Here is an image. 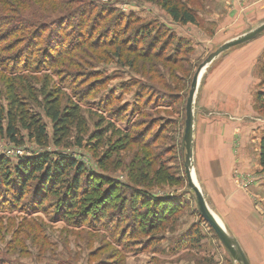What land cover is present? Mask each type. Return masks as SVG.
I'll use <instances>...</instances> for the list:
<instances>
[{
	"label": "rangeland",
	"instance_id": "rangeland-1",
	"mask_svg": "<svg viewBox=\"0 0 264 264\" xmlns=\"http://www.w3.org/2000/svg\"><path fill=\"white\" fill-rule=\"evenodd\" d=\"M175 1L193 12L194 24L174 22L160 1L126 0L115 4L124 16L138 19L137 27L146 26L144 29L152 34L159 32L147 39L145 45H135V53H126L122 63L111 57V48H101L96 53L89 50L90 56H96L89 59L90 66L81 65L86 60L82 57L80 67L67 65L61 69L54 65L37 75L29 71L4 72L0 67L2 105L6 104V84L17 76L25 77L22 88L30 84L39 90L44 80H50L49 86L53 88L61 83L64 76L61 72L72 74V78L62 82V87H68L61 90V102L71 98L80 104L88 127L82 147H77L72 139L66 149L54 145L39 148L24 131L20 132L24 144L15 146L0 131V158L7 157L16 163L43 152L52 155L58 152L81 163L91 175L103 174L129 184L136 154L138 159L149 156L152 160L156 156L161 165L157 167L158 163L150 160L154 164L152 171L158 169L160 174L152 173L142 179L144 187L138 188L148 190L155 197H167L162 206L168 205L163 215L168 219L164 217L157 230L145 218L139 219L138 228L127 225L128 217L115 224L113 201L117 202L115 194L122 195L120 190L102 201L101 205L112 206L106 207L110 218L100 222L98 215L93 217V211L89 213L93 219H83L80 212L69 213L68 220L62 219L63 203L59 202L64 200L62 186L43 199L39 186L33 182L28 185L23 200L13 207L0 189L3 197L0 199V264H238L201 218L194 194L187 186L183 147L185 103L192 76L207 56L264 23V0ZM112 18L103 20L102 24ZM134 26L131 25L126 38L132 36ZM178 39L184 41L179 46ZM153 49L161 50L162 56L158 59L154 55L139 56ZM103 50L109 54L107 58L99 54ZM86 72L94 76L82 77ZM77 74L81 76L75 78ZM122 85L126 92L121 94L119 103H127L129 107L120 113L119 121H113L106 112L110 108L102 104L108 94L119 95ZM160 93L166 97L156 101ZM139 94H142L141 107L136 108L135 98ZM37 97L42 100L39 93ZM33 109L51 134L52 124L42 108L33 106ZM193 120L194 182L226 232L232 237L237 236L236 230L238 235L242 233L243 240L237 242L249 264H264V172L259 165V144L264 135V32L221 53L206 66L195 93ZM107 128L110 130L97 146L95 135ZM129 130L131 143L123 137ZM144 132L143 137L140 133ZM152 138L155 140L149 144ZM109 150L116 152L110 153L105 162L108 169L104 170L100 160ZM89 176L92 185L100 182ZM101 183L102 190H106L108 183ZM147 208L150 214L151 207ZM255 222L259 227L254 236L262 239L258 243L250 240L246 227ZM118 224L120 229L115 231Z\"/></svg>",
	"mask_w": 264,
	"mask_h": 264
},
{
	"label": "trees",
	"instance_id": "trees-1",
	"mask_svg": "<svg viewBox=\"0 0 264 264\" xmlns=\"http://www.w3.org/2000/svg\"><path fill=\"white\" fill-rule=\"evenodd\" d=\"M125 1L0 0L1 71L12 73L29 71L31 74L37 75L42 71L50 70L54 65L61 66V69H64L67 65L80 67L83 64L90 66L89 59L96 56H90L89 50L96 53L101 48H111V57L122 63L126 53H135V45H139V47L145 45L147 39L151 36L153 38L159 33L157 31L152 34L151 30L144 29L146 26L137 27L135 23L138 19L136 17L121 14L115 4ZM153 1H160L162 7L174 22L181 24L195 23L193 12L189 8L179 5L175 0ZM115 13L116 15H114ZM108 18H112L110 22L112 21L114 24L110 22L102 24L103 20L105 21ZM131 25H136V27L134 26L132 29V36L126 38V34L131 30ZM98 29L101 30L97 32ZM121 37L122 39H120ZM182 42H184L182 39H178L176 45L179 46V43ZM160 51L153 49L151 52H141L139 56L151 57V55H154L158 59L162 56ZM78 53L80 55H77ZM99 54L104 58L109 56L106 50ZM82 57H85L86 60H84L85 63L81 62L80 65ZM74 59L77 62L73 61ZM166 60L169 61L168 58ZM58 73L60 72H55V74ZM61 73H64V76L60 78L61 83L53 88L49 86L50 80L48 79L42 82L39 90L32 88L30 84H28V87L22 88L21 84H24V76H17V78L6 84V104H0V131L15 146L24 144L20 134L21 131H24L28 139L33 141L39 148L46 149L49 145H54L56 148L66 149L71 144L72 139L77 147H82V142L88 134L87 122L80 104L73 102L71 98H67L66 102L62 104L61 90L68 87L67 85L62 87V82H66L73 75L66 72ZM80 76V74H77L75 78ZM92 76H94V73L86 72L82 77L90 79ZM34 79L36 77L33 76ZM148 79L151 80L152 78ZM18 80L17 84L16 81ZM92 83H95V81ZM96 83H99V81ZM120 87L122 92L119 95L108 94L102 104L110 108L106 112L113 121H119L120 113L129 107L127 103H119L121 94L123 95L126 92L124 85ZM38 93L42 96L41 101L37 97ZM141 96L142 94H139L135 98L134 105L136 108L141 107V99H139ZM165 97L166 95L160 93L155 100L159 101V99ZM33 106H40L44 116L50 120L52 124L51 134L48 133L45 122L33 109ZM105 106L102 107L105 109ZM113 106H115L114 110ZM135 107L132 108V112ZM109 130L110 128H107V130L100 131L95 135L98 141L97 146L100 145L103 136ZM112 131L118 132V130ZM130 131L123 134L124 141L127 143L132 141L129 135ZM140 135L144 137L146 133H140ZM154 140L152 138L148 143L152 144ZM148 143L144 147H147ZM112 152L116 151H107L100 160L102 169H108L105 162L108 161L107 158ZM136 156L133 161L134 169L129 184L119 183L103 174L91 175L90 171L81 163L58 152L53 155L50 152H43L30 158L20 159L16 163L8 160L7 157H2L0 158V189H2V192H0L2 194L6 193V199L13 207L18 206V203L23 200L28 185L33 182L39 186V193L43 196V199L62 186L64 200L59 201L63 203L60 209L64 213L62 219L68 220L67 215L72 212H80L83 219H88L90 217L89 213L93 211V217L98 215V220L102 222L110 218V215L106 212V207L110 208L112 206L110 203L101 205L102 201L108 196L114 195L115 191L120 190L123 196L115 194L116 197H114L117 202L113 201V206H116L115 212H112L115 215L114 223L120 224L128 217L130 224L128 222L127 225L136 228L141 225L139 219L145 218L150 227L157 230L164 222V217L168 219V216H163L168 211V205L162 206V203H165L168 199L167 197H155L147 192L148 190L138 187H144L141 181L147 179L150 174L153 173L155 176L160 174L158 169L152 171L154 164L151 161H155V164L158 163L157 167H160L161 163L156 156L152 160L149 156H142L141 159H138L137 154ZM136 160L137 162L134 163ZM259 165L262 172H264V135L261 137L259 144ZM82 175L85 176L83 179ZM88 176L98 178L100 182L92 185L88 182ZM102 181L108 183L106 190H102ZM80 194L89 197L81 198ZM1 198H3L2 195ZM41 205L42 203H40L38 209ZM147 207H151L150 214ZM119 224L116 225L115 231L120 229Z\"/></svg>",
	"mask_w": 264,
	"mask_h": 264
},
{
	"label": "water",
	"instance_id": "water-1",
	"mask_svg": "<svg viewBox=\"0 0 264 264\" xmlns=\"http://www.w3.org/2000/svg\"><path fill=\"white\" fill-rule=\"evenodd\" d=\"M264 32V23L257 28L249 31L248 33L234 38L221 46H219L214 52L209 54L207 58L198 66L195 73L192 76L190 88L185 103V121H184V134H183V147L185 150V176L189 189L193 192L198 212L204 222L212 229L215 236L222 244V246L228 251L231 258L238 264H249L246 255L239 246L238 242L230 236L225 228L216 220L215 216L209 210L203 195L191 175V159H192V146H193V104L195 93L201 79V71L206 68L213 60H215L221 53L245 44L254 40L257 36Z\"/></svg>",
	"mask_w": 264,
	"mask_h": 264
},
{
	"label": "crops",
	"instance_id": "crops-1",
	"mask_svg": "<svg viewBox=\"0 0 264 264\" xmlns=\"http://www.w3.org/2000/svg\"><path fill=\"white\" fill-rule=\"evenodd\" d=\"M247 225V224H246ZM255 226H256V222L253 224L252 223V225L251 224H248L246 227H247V230H248V232H249V234L251 235V237H250V240L251 241H253V242H256V243H258L259 242V240L261 241L262 239H260L259 237H255L254 235L258 232L257 231V227H259V225H257L256 226V228H255ZM237 229V228H236ZM241 231V230H240ZM237 233H239L238 232V230H236L235 231V234L237 235H234V236H236V237H233L236 241H238V242H240V241H242L243 240V237H242V233L241 234H237ZM242 245V244H241Z\"/></svg>",
	"mask_w": 264,
	"mask_h": 264
},
{
	"label": "bare ground",
	"instance_id": "bare-ground-1",
	"mask_svg": "<svg viewBox=\"0 0 264 264\" xmlns=\"http://www.w3.org/2000/svg\"><path fill=\"white\" fill-rule=\"evenodd\" d=\"M204 71H205V69H203L202 71H201V77H202V75L204 74ZM191 175H192V178H193V181H195V177H194V172H193V169L191 168ZM216 218V220L221 224V226H223V224L220 222V220L217 218V217H215ZM224 227V226H223Z\"/></svg>",
	"mask_w": 264,
	"mask_h": 264
}]
</instances>
